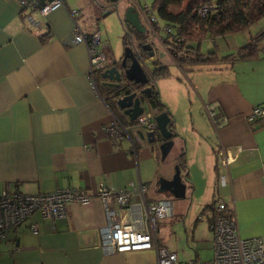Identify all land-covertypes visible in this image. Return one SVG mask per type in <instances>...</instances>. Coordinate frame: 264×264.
Returning <instances> with one entry per match:
<instances>
[{"label": "crops", "instance_id": "crops-1", "mask_svg": "<svg viewBox=\"0 0 264 264\" xmlns=\"http://www.w3.org/2000/svg\"><path fill=\"white\" fill-rule=\"evenodd\" d=\"M65 1L80 21L59 7L43 18L34 15L39 21L34 27L14 0H0V192L36 194L75 188L85 190L90 198L85 204L66 202L62 218L42 219L33 213L7 230L0 240V264H156L153 247L111 252L100 246L99 228L106 217L96 195L99 184L113 190L145 185L142 195H130L111 216L140 228L146 219L142 199H168V193L157 191L156 176L169 179L171 173L168 164L158 163L157 149L151 150L144 139H133V153L127 139L111 142L104 135L111 113L125 124L129 121L112 110L108 95L104 98L92 86L85 47L71 42L75 24L84 33L92 32L86 24L95 1ZM263 28L264 15L242 31L211 38L212 48L201 53L213 52L216 57L233 53ZM43 35L46 38L40 41ZM145 60L149 71L165 67L153 54ZM186 65L180 69L184 83L163 79L166 67L153 77L174 135L178 132L182 138L174 163L183 151L179 174L185 196L188 188L187 202L171 201V220L158 219L163 237L157 238L156 231L153 235L157 247L173 252L178 263L197 259L194 247L200 244L208 245L212 256L210 205L218 200L233 214L241 237L264 240V113L246 120L253 108L264 110V35L255 58ZM166 81L172 92L179 84L184 90V117L172 115L168 100L177 96L169 88L161 97ZM208 106L222 116L219 127L209 120ZM147 108L153 114L160 112ZM221 150L231 154L229 163L221 162ZM179 216L184 237L179 225L173 224Z\"/></svg>", "mask_w": 264, "mask_h": 264}, {"label": "built area", "instance_id": "built-area-1", "mask_svg": "<svg viewBox=\"0 0 264 264\" xmlns=\"http://www.w3.org/2000/svg\"><path fill=\"white\" fill-rule=\"evenodd\" d=\"M18 7L25 11L26 21L34 26H39V21L34 17H45L50 11L64 7L68 15L73 18L77 11L68 7L65 0H14ZM136 11L142 17L150 30L155 31L158 26L156 16L149 10V6L140 4L138 1ZM214 6L210 3H203L197 9V14L203 17L207 12L213 11ZM148 12V13H145ZM165 33H175L176 28L163 25ZM181 39V38H179ZM100 41L99 32L93 31L90 34L82 32L75 24L71 36V42L80 43L85 47L87 54V73L90 83L95 88L94 72L102 67L104 55L98 49ZM141 88V87H140ZM138 95L139 88L134 90ZM147 104V98H144ZM143 108L134 120L127 124L120 121L115 114H110L108 123L103 127V133L111 142L119 138L129 141V152L134 153L133 139H138L137 130L149 131L155 128L154 114ZM211 123L219 127L222 124V116H219L210 106L205 108ZM264 110L259 107L252 109L246 118L248 122L260 117ZM220 159L223 164L232 160L231 154L221 150ZM135 189V190H134ZM129 190H113L99 184L96 195L101 200L106 223L99 228L100 246L107 251L123 252L127 250H141L154 248L156 252V264H264V240L259 236L241 237L238 233L237 223L231 212L226 210L222 201H216L210 209L209 231L211 233L212 256L208 260L190 259L178 263L175 254L164 248L157 247L153 232L159 218L171 214V201L161 198L155 201H143L145 206V223L142 227L136 228L129 222L111 220L115 208L128 201L130 195L143 194L145 185L138 183L136 188ZM89 200L85 190L75 188H59L46 193H23L15 190H2L0 192V240L7 230L22 223L31 212L37 213L39 217H47L50 220L62 218L65 215V202L85 204ZM142 221V219H140ZM147 224H149V229ZM34 229L33 225L30 227ZM31 228V230H32ZM151 229V230H150Z\"/></svg>", "mask_w": 264, "mask_h": 264}, {"label": "trees", "instance_id": "trees-1", "mask_svg": "<svg viewBox=\"0 0 264 264\" xmlns=\"http://www.w3.org/2000/svg\"><path fill=\"white\" fill-rule=\"evenodd\" d=\"M203 3L212 4L214 9L201 17L196 11ZM251 6L254 7L252 12H250ZM149 8L150 12H154L155 14H152L162 20L165 25L176 28L175 33H166V38L161 41V44L179 66H181V63L193 64L214 60L232 62L237 59L255 58L258 55V42L264 35V28L250 36L248 41L238 47L235 52L222 57H216L213 52L201 53L200 45L207 37L223 36L247 28L253 19L264 15V0H152ZM130 32L134 34L136 39L143 38L134 29L128 31L124 27L123 45L128 44L127 39L131 34ZM44 35L40 36V41L45 40L46 36ZM139 49L142 56L145 57L146 52L141 48ZM145 71L150 77V80L146 83L150 86V95L147 98L148 106L154 108L157 112L166 111L168 113L165 105L158 97L153 78L154 75L164 73L165 67L159 66L152 71L145 68ZM99 86L100 95L101 89L104 90V96L109 95L110 89L100 83ZM167 127L174 133L171 118H169ZM176 164L178 168L184 166L183 151L177 155ZM211 207L212 205H210V209Z\"/></svg>", "mask_w": 264, "mask_h": 264}, {"label": "rangeland", "instance_id": "rangeland-1", "mask_svg": "<svg viewBox=\"0 0 264 264\" xmlns=\"http://www.w3.org/2000/svg\"><path fill=\"white\" fill-rule=\"evenodd\" d=\"M85 1L88 2V3H90L89 1H95L94 2L95 3V7L88 14V18H87L88 22L86 21L87 22L86 29H88V31H92V32L96 28L98 29V32L100 34L99 35L100 41H99L97 47L103 53L104 61L109 60V59L110 60L111 59H117L118 57L121 56V54L123 52L124 45H123L122 38H123V32H124V28H123L124 24L121 21V18H122V14H123V11L125 10V8L128 7V6H132V7L136 8L137 3L135 1H138V3H140L141 5L145 4V5L149 6V7H150V4L152 2V0H116L114 3H110L107 0H85ZM97 2L101 3V7L100 6H98V7L96 6ZM253 8L251 6L250 12H252ZM149 10H150V8H149ZM145 13H148V12L145 11ZM152 13H154V12H152ZM73 18L75 20L77 19V21H80V15L76 14ZM156 22H157L158 26L155 27V31L156 32H153L152 30H150V28L148 27V25L146 24L144 19L142 17L140 19L141 25L145 28V34H146L145 39L149 43H151V49L153 51V55L155 57H158L160 62H163L165 64L166 72H165V75H164L163 79H165L167 77H171V78H173V80H179L180 82L184 83L186 80H185V78H183V75L181 74L180 69L182 67L185 68V66H187V65L186 64H182V63L180 64L181 66L177 65L175 63V61L172 59V57L163 48V46L161 44V41L164 38H166V33L163 30L164 22L162 20H160L158 17H156ZM85 33L90 34L91 32H85ZM207 38L206 39L208 41H205V43L204 42L201 43L200 52H202L203 50L206 51V47H208L209 49L212 48V44L213 43L210 41V39L214 38V37H207ZM217 38H218L217 40H219V38H221V37H217ZM147 65H148V61L145 60L143 62V68L147 69ZM96 71L97 70H95V72H94L95 80H96L95 82H96V86H97V87L95 86V88H96L97 91L99 90L98 92H100V89H99L100 79H99L98 73ZM161 79L162 78H160V80ZM156 82H157V79H156ZM168 84H169L168 81H166V83H163V85H162L163 88H161L162 95H161V92H160L161 97H164V96L167 95V90L170 87ZM164 88H165V90H163ZM176 88H177L176 89L177 93L175 91L172 92V90L169 88L171 90V92L174 93L177 96L174 100H171V99L168 100L169 106L171 107L169 109H170V111H171L173 116L184 117L185 114L183 112H184L185 109L183 108L182 105L184 104V100L187 97H185V92H184L183 89H181L182 87L180 86V84L177 85ZM101 95L104 98H106V96L103 95L102 89H101ZM107 103L110 105L112 110L117 115H119L121 118H124L123 116H121L122 114L120 115V112L118 111V109L116 108L115 104L112 102L111 99H107ZM143 107H144L145 110L147 109L146 105H144V104H143ZM180 112L183 113V114L179 115ZM177 120H178V118H177ZM129 122H131V121H129ZM176 133L177 134H175L171 138L172 145H171L170 149L168 150V152L166 153V155L164 156L163 159H161V160L159 159L158 160V163L161 166H166L168 164L169 171H170L171 175L173 174V171H174V165H175L174 159H175L176 154L178 153L176 147L178 145V141L180 139L182 141V138H180L178 132H176ZM156 177L158 179L159 177H162V176L159 175V176H156ZM187 192H188V188L186 190V196L184 194L183 198H173L169 194H167V197L172 202L173 201H177V200H185L187 202ZM88 197L90 198V194H88ZM218 201H222V200H218ZM102 208H103V206H102ZM31 214H33V212H31L27 216H30ZM167 218L169 219L171 217L170 216L166 217L165 220ZM42 219H49V218L43 217ZM163 219H159V220H163ZM168 219H167V221H168ZM159 220H157V223L159 222ZM169 220H171V219H169ZM182 220H183V217L181 218V216H179L174 221L173 224L179 225V227H180V229L182 231L181 235H182V237H184L183 227L181 226ZM168 224H169V222H168ZM31 225L34 226V229L32 228V226H31V228H32L33 231H35V223H32ZM159 229H160V225H157V227L155 229V231H156L155 235H156L157 238L158 237L162 238L163 236L161 235ZM158 230H159V232H158ZM180 239L181 238H180V235H179V240ZM210 242H211V240H210ZM182 243H183V245H185V240H183ZM188 247H189V244H188ZM189 248H191V246ZM194 248L195 249L197 248V252H198V256H197L198 258L197 259H200V260L204 261V260H208L210 258L211 254L209 252L208 245L200 244V245H198V246H196Z\"/></svg>", "mask_w": 264, "mask_h": 264}, {"label": "water", "instance_id": "water-1", "mask_svg": "<svg viewBox=\"0 0 264 264\" xmlns=\"http://www.w3.org/2000/svg\"><path fill=\"white\" fill-rule=\"evenodd\" d=\"M107 1L114 3L116 0ZM121 21L128 31L133 28L136 32L144 34V27L141 25L134 7L128 6L125 8ZM140 47L146 52L147 56H152L153 51L149 43H144ZM126 58L129 61L127 65H125ZM140 63L141 59L133 55L131 47L129 45H124L119 66L125 81L120 82L121 72L115 64L105 67L99 73L103 85L110 89L108 98L112 100L120 114L125 116L128 121L134 120L135 117L142 112L144 108L143 104L146 105V107L148 106V103L145 104L144 98H148L150 95V86L146 85L150 77L146 74L145 69L142 68ZM129 82L139 87L142 86L139 88L138 95L132 90L131 86L128 87ZM153 120L155 123V128L153 130L144 132L137 130L136 133L140 140H145L151 150L154 148L157 149L161 160L172 145L171 138L174 136V133L167 127L169 115L166 111L154 114ZM156 183L157 191L159 192L168 193L173 198H182L184 196L185 185L181 180L177 164L174 165L173 174L169 179L159 177Z\"/></svg>", "mask_w": 264, "mask_h": 264}, {"label": "flooded vegetation", "instance_id": "flooded-vegetation-1", "mask_svg": "<svg viewBox=\"0 0 264 264\" xmlns=\"http://www.w3.org/2000/svg\"><path fill=\"white\" fill-rule=\"evenodd\" d=\"M134 10L136 11V9L134 8ZM137 12V11H136ZM137 15H138V13H137ZM138 17H139V20L141 19L140 18V16L138 15ZM124 28V27H123ZM131 29H133V28H131ZM131 34L129 35V37H128V39H127V43L128 44H126V45H129L130 47H131V50H132V52H133V55L134 56H136L137 58H140L141 59V66H142V68H143V62H144V60L146 59V58H148V57H150V56H142V54H141V52H140V49L139 48H141L140 46L142 45V44H144V43H149L146 39H145V37H146V34H145V28H144V34H141L142 36H143V38L142 39H136V38H134V34H132V32H130ZM140 34V33H139ZM150 44V46H151V43H149ZM121 57V56H120ZM120 57H118L117 59H109V60H106V61H104L103 62V65H102V67L100 68V69H98L96 72L99 74V72H101L105 67H108V66H110V65H112V64H115L118 68H119V70H120V72H121V68H120V66H119V63H120ZM142 60H143V62H142ZM129 63V61H128V59L126 58L125 59V65H127ZM99 78H100V80L102 81V78L99 76ZM120 78H121V81L120 82H124L125 81V79H124V77H123V74H122V72L120 73ZM94 82H95V78H94ZM129 84V86L128 87H130L131 86V88H132V90H135V89H138V88H140L138 85H136V84H133L132 82H129L128 83Z\"/></svg>", "mask_w": 264, "mask_h": 264}]
</instances>
